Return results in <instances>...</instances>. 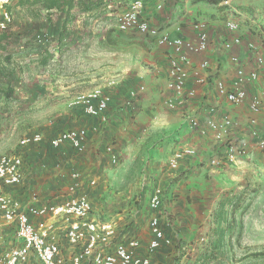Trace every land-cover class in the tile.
<instances>
[{"label":"crops","instance_id":"obj_1","mask_svg":"<svg viewBox=\"0 0 264 264\" xmlns=\"http://www.w3.org/2000/svg\"><path fill=\"white\" fill-rule=\"evenodd\" d=\"M23 1L31 2L32 0H15L13 6L14 21L10 26V33L12 34L7 37V40L1 42L4 49L0 50V80H2L0 90L10 88L11 97H5L4 104H10L14 108L19 107L21 110L28 111L33 107L53 108L64 104L67 101L66 97L74 90V84L68 83L65 79L69 78L68 76L72 73L74 75L83 74L84 76L89 75L90 84L94 83L96 80L92 78L98 72H93V70L98 67V59L108 60V51H112L114 49L113 44H118V42L121 43L115 54V64L122 73L128 71V73L133 72L139 76L145 75L146 69L143 58L146 53V43L152 45L157 53L164 51L153 41L150 43V39L142 36L137 39L136 37L124 36L121 40H117L108 34L98 35L93 31H85V27L93 28L97 23L94 21L92 24L93 21L85 20V17H96L101 13L112 16L115 25V15L125 10L130 0H103L100 7L88 12L82 11V8L75 3L69 15L71 20L65 24L64 30L62 29L64 14L51 12L47 15L39 4L23 7L21 4ZM142 1L144 3L143 17L172 38L194 39L193 25L195 23L206 25L210 42L208 53L201 56L189 54L190 63L184 66L187 75L186 91L192 92L194 95L190 101H187L185 107L168 109L164 102L173 97L174 94L167 90L165 79L153 72V75L149 74V78L146 76V80L139 84H144L146 89L141 94L138 93L137 100L134 101L133 99V103L130 109L125 111V115L114 117L115 114L110 116L105 113L102 120L87 116L89 126L86 128L80 126L79 128L86 129L85 145L86 147H93L94 153L102 142L108 143L112 138L118 142L120 163L115 169L109 168L112 174L119 171L123 173L132 166H142L143 162L149 166L155 174V181L153 183H138L134 186L137 188L139 186L140 189L148 188L147 191L141 189L143 196H150L151 192L155 190L162 192L163 204L157 212L148 209V217L145 221L149 222L154 216L158 218L159 228L170 242L169 245H162L160 250L186 251L192 255L195 252L201 253L200 249H194L192 245L193 224L199 226L207 221L209 228L211 216L210 214H197L193 206L186 205V201L180 207V198L189 196L192 202V196L203 195L205 191L202 188L211 182L210 179L205 178L204 174L214 172L213 174L229 175L231 172H235L239 182L235 183L234 186H240V188L247 185L251 188L256 185L258 183L257 171H261L264 175V152L250 145L249 135L244 127L232 132L237 138L247 142L243 155L235 165L226 168H212L208 167L205 162L201 164L202 160L216 154L217 150L222 147L215 142L213 133L205 126V121L209 117L207 107L211 104L217 105L215 120H220L222 116L227 114L235 116L243 125H247L248 121L254 119L262 132H264V108L259 113L253 114L245 105L232 106L223 99L216 98L215 81L220 80L231 85L235 78L234 67L228 62L230 53L218 49L220 40L227 36L225 23L232 20L228 11L225 12L219 8L221 7V0H164L160 10L156 9V0ZM233 1L236 5H255L252 8L256 7V11L261 15L263 13L264 0H231V4ZM259 5H263V7L258 9ZM243 10L245 9L239 11L241 13L237 22L244 26L247 33L244 40L264 44V16L263 19L261 18L262 21L260 18L252 19L246 13L247 11L243 13ZM47 18L50 20L48 21ZM131 41L137 43L135 49L138 55H143V58L137 57L138 62L135 61L132 65H128L124 64V61L128 58L133 59V57L129 54L130 48L123 45L129 44ZM55 44L58 47L53 49ZM50 48L53 49V52L48 50ZM231 53L238 55L244 62L245 71L255 70L254 64L249 58L250 54L245 52L243 48H233ZM261 53L264 55V49L261 50ZM87 55L89 56L88 65L76 60L74 68L67 72L64 65L69 58L76 57L79 60H86ZM7 56L9 57L8 62L4 60ZM160 57L157 54V61H160ZM203 57L209 60L207 70L199 66ZM59 58H61L60 61ZM56 59L59 61V66L53 68L51 63ZM109 59L113 60V57L110 56ZM102 69L104 70L101 73L105 75L111 73L109 67ZM21 73H23L22 76H25V80L15 82ZM258 73L259 80L250 83L247 88L251 96L259 97L264 102L263 84L260 81L264 70L258 71ZM200 79L204 80L201 84L198 82ZM103 93L108 96L112 94L109 90H104ZM184 112H191L196 115L201 125L199 133L189 129ZM185 146L193 148L196 152L195 155L183 157L176 169L170 168L169 161L172 153ZM56 151L59 158H64L68 156L70 151L75 150L69 144H64ZM23 168L25 174V165ZM247 170L254 173L253 175L250 174L248 179L243 178ZM176 172L183 174V177L169 178L170 174ZM125 179L124 177L120 180L117 178L116 182L120 185V181ZM109 182L111 186L116 184L114 181ZM82 184V182H78L80 187L78 191L82 189ZM124 184H127V180ZM83 185L88 188L86 183ZM132 185L130 183L123 190H128L124 196H122L124 192L114 195L115 191L107 190L105 195L102 190H93L92 188H89L90 192L86 195L93 205L90 216L92 219L100 220L104 216L110 218V222H115L116 236L114 240L116 239V243L122 242V240H117V235L122 232L128 233L134 229L135 225H139L132 214L125 213V207H117L116 209L113 207V211L108 212L112 203L114 205V201L118 200L119 196L123 197V201L134 197V192L130 190ZM92 194L95 195L93 198L91 197ZM103 197L107 199L102 201ZM188 207L190 208L188 209ZM102 209L106 210L102 211ZM104 212L108 214H103ZM131 238L138 239L141 249L145 248L152 238L148 224L142 225L140 231H137L129 239ZM123 242L126 243L127 240ZM137 255L145 257L144 252H137ZM187 255H184L177 262L192 261L187 259ZM195 260L193 264H199V261Z\"/></svg>","mask_w":264,"mask_h":264},{"label":"rangeland","instance_id":"obj_2","mask_svg":"<svg viewBox=\"0 0 264 264\" xmlns=\"http://www.w3.org/2000/svg\"><path fill=\"white\" fill-rule=\"evenodd\" d=\"M263 5H259L260 8L258 6V9H261ZM253 6L255 5H236L233 1L229 7L221 6L219 8L225 12L228 11L234 21H238L237 18L240 17L241 13L239 11L242 9H245L243 13L247 11L246 13L252 19H263L264 10L261 15V13L256 11V7L252 8ZM112 19V16L105 13L98 14L96 17H85V20L93 21L92 24L94 21L97 23L93 28L85 27L84 29L85 31H93L98 35L108 34L117 40H121L124 36L136 37V39L141 37L139 35L135 36V34L119 32L115 28ZM120 43L113 44L114 49L108 51V60L98 59V67L93 70V72H98L92 78L96 80L94 83L90 84L89 75L84 76L83 74L74 75L72 73V75L68 76L69 78L65 79L68 83L74 84V90L66 97L67 101L60 106L53 108L39 106L25 111L19 109V107L14 108L10 104H4L6 98L0 93V153L19 154L23 159L25 177L22 184L14 189L11 194L22 202H26L33 197L36 199L35 203L38 204L62 202L68 197L69 189L75 182L86 183L88 188L82 184V189L77 191V193L84 195L89 194L92 188L93 190H102L105 195L107 194V190L115 191L114 195L124 192L122 195L124 196L128 190H123L130 183L133 184L130 190L134 192V197L123 201V197L119 196V199L115 200L114 205L112 203L108 210V212H112L113 207L115 209L117 207H125V213L132 214L135 217L134 220L139 224L134 226V231L131 229L128 233L122 232L117 235V240H122L123 242L132 237L137 231H140L142 225H149V222L145 220L148 217L149 199L153 191L150 196H143L141 189L147 191L148 188L143 187L140 189L139 186L137 188L134 185L143 182L153 183L156 179L154 172L143 162L142 166H132L123 173L119 171L112 174L109 168L115 169L119 165L112 164L106 152V148L109 146H116V149L119 147L118 142L114 141L113 138L108 143L102 142L100 147L96 149V153H94L93 147H86L85 145L86 148L83 152L70 151L68 156L64 157L66 159L59 158L57 151L49 145V139L61 131L80 129V126H85V128L89 126L87 116L81 108L77 106L69 107V103L73 102L78 94L90 91L94 87L100 88L103 92L104 90L111 91L112 94L109 96L110 103L106 114L108 113L110 116L115 114L114 117H119L125 115V111L130 109V106L126 105V102L130 100V92H136L137 95L133 98L135 101L138 99V93L141 94L145 91L146 86L139 84L143 80H146L147 77L149 78V74L153 75V72L158 73L166 81L167 57L165 56L167 54L165 51L157 53V50L152 45L146 43V53L143 58V55H138L135 49L137 43L131 41L127 45L124 44L123 46L130 48L129 54L133 57V59L128 58L124 61V64L132 65L137 61V57L143 58L146 72L142 76L136 73L133 74V72L128 73V71H123L122 73L115 64V54ZM100 45L103 47L102 44ZM57 47V44L53 45V49ZM53 49L50 48L48 50L53 52ZM98 49L101 51L100 48ZM157 54L161 56L160 61H157ZM110 56L113 57V60L109 59ZM88 57L87 55L86 60H79L76 57L69 58L64 65L67 68V72L74 68L76 60L88 65ZM60 60L61 58H59ZM59 61L58 59L54 60L51 63L52 67L58 68ZM105 67H109V71H111L109 75L101 73L104 70L102 68ZM22 74L20 75L22 76ZM21 76L15 82L24 81L25 76L23 75L22 78ZM141 86L145 88L144 91L139 92L135 90ZM9 97H11V94L7 98ZM37 133L42 135L41 143L35 144V146L31 144L24 148L20 147L19 141L24 136ZM213 173L204 174L205 178L210 179L211 182L202 188L205 191L203 195L192 196L193 203L189 196H182L180 198L181 203L179 204L182 207V203L186 201V205L193 206L197 214H210L211 216L209 228L207 221L199 226L193 224L194 236L192 245L194 249H200L201 253L195 252L189 255L190 253L186 251L179 252L171 249H159L154 254L148 256L146 247L140 249L138 252H144L145 257H150L157 264H177V261L187 254V259L192 261H184L183 264H193L195 259L199 261V264H264V256H255L257 253H264V175L261 171H257L258 185L256 184L251 188L249 185L240 188V186H234L235 183L239 182L237 180V173L231 172L229 175ZM250 174L253 175L254 173L249 170L245 171L243 178L248 179ZM88 176L90 177L89 179L87 178ZM122 177L126 179L120 181V185H118L116 180L117 178L120 180ZM176 177H183V174H177L176 172L169 175V178ZM126 180L127 184H124ZM109 181H114L116 184L111 186ZM94 196V194L91 195L92 198ZM106 199V197H103L102 201ZM105 210L102 209V211ZM103 214L108 213L104 212ZM98 221L107 222L110 221V218L103 216ZM55 229L56 237L62 249V258H66L76 250L67 243L64 226L59 220L55 224ZM187 229L188 231L190 230L189 226ZM222 232H224L223 236H219ZM202 237L207 239L206 245H203L204 243L199 241ZM115 241L116 239L111 241L106 251L112 250V247L116 244ZM2 243L3 245L0 247V261L8 250L15 245L14 231L6 224L3 225L2 229ZM28 264H39V262L31 257Z\"/></svg>","mask_w":264,"mask_h":264},{"label":"built area","instance_id":"obj_3","mask_svg":"<svg viewBox=\"0 0 264 264\" xmlns=\"http://www.w3.org/2000/svg\"><path fill=\"white\" fill-rule=\"evenodd\" d=\"M156 9L160 10L164 0H156ZM231 0H221V6L229 7ZM15 0H0V33H8L14 18L13 6ZM144 3L142 0H130L125 10L115 15V27L119 32L137 34L153 41L167 54L166 87L174 94L164 102L168 109L185 107L194 95L186 91V71L184 66L190 63L188 55H206L209 51V36L206 25L195 23L193 30L195 38H172L159 27L152 25L143 17ZM227 36L220 40L218 49L228 55L229 64L234 67L235 78L231 85L223 81H215L216 98L223 99L232 106H247L253 114L259 113L264 108L261 98L251 96L247 85L259 80L258 71L264 70V55L261 50L264 44L245 41L247 35L244 26L237 21L225 23ZM233 48H243L249 53L255 70L245 71L244 62L238 55L231 53ZM199 66L202 69L209 67V60L203 57ZM264 90V74L260 77ZM200 84L204 80L198 81ZM140 87L137 91H144ZM136 92H130V100L126 102L131 106ZM110 103V97L100 88L78 94L69 107L77 106L83 113L91 118L104 119ZM185 111V110H184ZM217 105L207 107L208 119L206 128L213 133L216 143L222 146L216 154L201 161L208 167L226 168L235 165L245 151V141L232 134L234 130L246 128L250 145L264 152V132H262L254 119L243 125L235 116L225 114L220 120H215ZM187 125L190 130L200 132V123L196 115L184 112ZM87 131L74 129L61 131L49 140L52 149L58 150L64 144H69L77 152H83ZM42 135L31 134L24 136L20 141V147L39 144ZM107 155L112 164H119V150L116 146L106 148ZM195 150L189 146L175 150L170 158L169 166L176 169L179 161L185 156L195 155ZM23 159L19 154L0 153V247L2 243L3 225H9L14 231V243L0 264H28L31 257L39 264H157L150 257H141L137 252L141 249L138 239L131 238L127 242L116 243L112 250L106 251L108 245L116 236V225L113 222H101L92 219V203L84 194L77 193L79 185L75 182L69 189L68 197L53 204L35 203V197L26 202L19 201L11 194L18 188L24 178ZM149 209L157 212L161 208V192L155 190L149 199ZM60 221L64 226L65 239L69 246L76 251L66 258H62L61 246L55 234V224ZM4 222V223H2ZM149 229L152 238L148 241L146 252L148 256L154 254L162 245L170 242L159 228V220L156 216L149 220ZM199 241L207 244V239ZM179 263V262H178ZM177 263V264H178ZM181 264L184 261L180 262ZM179 263V264H180Z\"/></svg>","mask_w":264,"mask_h":264},{"label":"trees","instance_id":"obj_4","mask_svg":"<svg viewBox=\"0 0 264 264\" xmlns=\"http://www.w3.org/2000/svg\"><path fill=\"white\" fill-rule=\"evenodd\" d=\"M77 3L82 8V11L88 12L89 10H92L94 8L100 7L103 4V0H32L31 2L23 1L21 3L23 7H26L27 5H34L39 4L41 9L46 11L47 15H49L51 12H57L64 14L62 29L64 30L65 24L71 20L70 18V12L74 7V4ZM48 21L50 18H47ZM12 33H1L0 34V50L4 49V47L1 45V42L3 40H7V37H10ZM5 61H9V57L4 58ZM10 88H7L6 90H0V93L3 94L5 97L10 96L11 94ZM223 233H220L219 236H223ZM255 256H264V253H257Z\"/></svg>","mask_w":264,"mask_h":264}]
</instances>
